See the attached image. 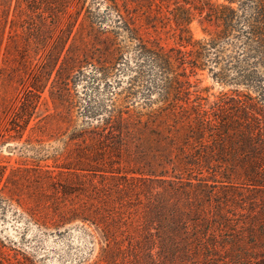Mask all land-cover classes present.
I'll use <instances>...</instances> for the list:
<instances>
[{"label": "trees", "instance_id": "16d2710c", "mask_svg": "<svg viewBox=\"0 0 264 264\" xmlns=\"http://www.w3.org/2000/svg\"><path fill=\"white\" fill-rule=\"evenodd\" d=\"M155 1L173 6L166 19L178 32L177 46L166 48L141 33L154 27L148 11ZM86 2H65V14L73 3L77 7L65 23V56L56 71L41 70L48 80L55 72L51 95L68 92L72 74L86 66L108 75L113 65L88 55H123L119 35L157 72L147 89L148 95L157 92L155 108L149 105L132 122L121 113L109 115L115 124L110 149L120 154L126 140L138 135L151 144L134 148L140 154L153 150L154 165L145 161V170L133 178L147 206L141 237L129 245L130 264H264V0H92L94 19ZM82 11L80 25L87 23L90 41L81 40L77 48L72 31ZM110 16L112 26L104 30ZM195 19L205 35L201 39L189 29ZM33 39L37 49L39 39ZM204 70L235 89L208 104L192 81ZM227 185L229 190L216 191ZM136 189L128 187L134 195ZM239 212L247 221L237 218Z\"/></svg>", "mask_w": 264, "mask_h": 264}, {"label": "rangeland", "instance_id": "374dc122", "mask_svg": "<svg viewBox=\"0 0 264 264\" xmlns=\"http://www.w3.org/2000/svg\"><path fill=\"white\" fill-rule=\"evenodd\" d=\"M65 2L0 0V264H130V246L144 230L147 203L133 178L145 170V161L154 165L153 150L140 154L134 145L147 149L151 140L136 135L117 154L110 149L115 124L109 115L121 113L132 122L149 105L155 108L157 92L148 95L147 89L157 72L119 35L123 55H88L111 63L108 75L86 66L72 74L68 92L51 95L50 81L65 56L67 16L77 11L73 3L65 14ZM85 6L97 18L92 0ZM172 8L155 1L148 11L154 27L141 30L166 48L179 43L174 23L166 19ZM84 14L72 31L77 48L81 40L90 41L87 23L80 25ZM112 19L101 27L109 31ZM189 29L194 38L205 37L196 19ZM51 67L48 80L41 70ZM192 81L208 104L235 89L213 81L207 70ZM25 100L29 108H21ZM133 185L139 187L136 195L128 190ZM240 215L247 221L246 213Z\"/></svg>", "mask_w": 264, "mask_h": 264}]
</instances>
